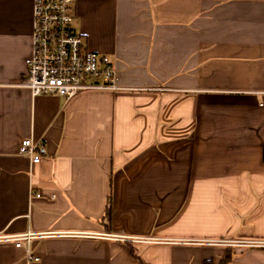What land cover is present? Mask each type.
<instances>
[{
  "label": "crops",
  "instance_id": "obj_1",
  "mask_svg": "<svg viewBox=\"0 0 264 264\" xmlns=\"http://www.w3.org/2000/svg\"><path fill=\"white\" fill-rule=\"evenodd\" d=\"M32 2L0 0V235L46 234L0 264H264L210 242L264 240V0H72L120 89L69 99L23 85Z\"/></svg>",
  "mask_w": 264,
  "mask_h": 264
},
{
  "label": "built area",
  "instance_id": "obj_2",
  "mask_svg": "<svg viewBox=\"0 0 264 264\" xmlns=\"http://www.w3.org/2000/svg\"><path fill=\"white\" fill-rule=\"evenodd\" d=\"M31 21V48L25 58L23 85L33 96L45 94L69 99L82 91L120 89L111 58L107 54L84 48L83 38L75 29L72 0H33ZM18 152L37 163L46 150L41 142L26 137L21 140ZM45 234L26 232L0 235V240L13 241L16 246L25 244L28 251L30 239ZM210 242L264 247V240L257 239H218ZM28 258L33 256L28 254Z\"/></svg>",
  "mask_w": 264,
  "mask_h": 264
},
{
  "label": "trees",
  "instance_id": "obj_3",
  "mask_svg": "<svg viewBox=\"0 0 264 264\" xmlns=\"http://www.w3.org/2000/svg\"><path fill=\"white\" fill-rule=\"evenodd\" d=\"M263 161H264V148H263ZM110 209H111V198H110V195H108L106 198V204H105V210H104V218H106L108 220L110 218ZM131 254L134 255L132 251H131ZM134 256L137 257L136 255H134ZM229 259H230V253L228 252L221 259L220 264H225ZM205 264H212V262L207 260V261H205Z\"/></svg>",
  "mask_w": 264,
  "mask_h": 264
}]
</instances>
